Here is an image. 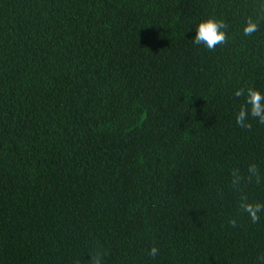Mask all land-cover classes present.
I'll use <instances>...</instances> for the list:
<instances>
[{"label":"trees","instance_id":"obj_1","mask_svg":"<svg viewBox=\"0 0 264 264\" xmlns=\"http://www.w3.org/2000/svg\"><path fill=\"white\" fill-rule=\"evenodd\" d=\"M261 2L0 0V264H86L94 243L104 264H256L264 213L230 174L264 176L234 95L264 93V20L242 31ZM210 17L214 51L192 41Z\"/></svg>","mask_w":264,"mask_h":264},{"label":"clouds","instance_id":"obj_2","mask_svg":"<svg viewBox=\"0 0 264 264\" xmlns=\"http://www.w3.org/2000/svg\"><path fill=\"white\" fill-rule=\"evenodd\" d=\"M264 20V0L258 5L255 18L249 15L242 24L244 36H252L259 30V23ZM228 25L224 20L207 18L201 20L195 25V35L192 39L195 45H203L208 50L214 51L218 45L227 43L228 36L225 29ZM235 97L243 98L244 103L240 106L235 122L237 126L251 130L252 120L264 124V93L253 88H239L234 92ZM264 183V176L261 175L260 169L255 163H250L245 171L239 168H233L230 174V186L235 193L239 194L238 209L246 214L252 223H257L260 216L264 213V203L251 201L242 191L245 185ZM229 224L233 227L237 224L236 218H231ZM93 250L89 253L90 259L86 264H104L105 251L98 243H94ZM159 254V249L153 245L148 250V255L155 258ZM79 264V262H78ZM256 264H264V252L257 256Z\"/></svg>","mask_w":264,"mask_h":264}]
</instances>
